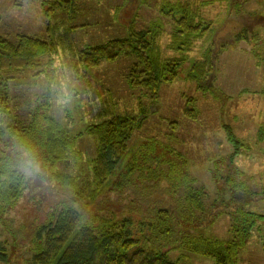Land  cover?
I'll return each instance as SVG.
<instances>
[{
    "label": "trees",
    "instance_id": "1",
    "mask_svg": "<svg viewBox=\"0 0 264 264\" xmlns=\"http://www.w3.org/2000/svg\"><path fill=\"white\" fill-rule=\"evenodd\" d=\"M44 1L48 38L21 34L14 42L0 36L1 80L3 74L6 80L16 79L44 59L51 61L65 35L80 27L70 24L80 11L78 0ZM183 4L160 9L172 24L174 58L161 55L160 24L143 30L133 25L124 38L78 49L82 76L87 77L88 69L104 61L134 54L139 62L129 73L130 85L148 89L152 102H157L161 84L180 76L194 42L210 29L204 25L200 9ZM192 65L190 78L201 84L206 64ZM194 102L189 100L184 114L195 121L198 111ZM0 108L8 116L3 134L12 142L6 148L4 135L0 137L5 147L0 151V219L7 220L21 244L31 238L17 251L20 255L32 246L33 254L26 264H191L192 254L216 264H235V256L256 224V214L247 211L245 204L259 196L249 191L244 173L234 171L240 142L229 128L235 152L215 171L220 196L212 200L206 188L196 187L188 161L180 153L169 148L156 150L155 143L142 144L130 152L129 142L152 113L149 108L137 115H112L87 127L85 133L93 135L97 144L88 164L77 146L84 133L72 134L45 113L35 114L30 122L21 121L11 113L8 96H2ZM108 113L112 111L105 108L99 116ZM261 133L264 136V131ZM15 140L33 161L53 170L41 180L38 190H32L19 169L16 160L21 157ZM82 163L89 168V176H84V166H79ZM221 216L229 218L226 239L207 234Z\"/></svg>",
    "mask_w": 264,
    "mask_h": 264
},
{
    "label": "rangeland",
    "instance_id": "2",
    "mask_svg": "<svg viewBox=\"0 0 264 264\" xmlns=\"http://www.w3.org/2000/svg\"><path fill=\"white\" fill-rule=\"evenodd\" d=\"M78 1L80 11L70 24L80 27L65 35L51 61L44 59L38 67L22 71L16 79L6 80L3 74L0 101L2 96H8L11 113L21 121L30 122L35 114L45 113L72 134L84 133L77 146L87 164L97 148L94 136L85 133L87 127L112 115H137L149 108L152 113L129 142L130 152L142 144L155 143L156 150L169 148L180 153L188 161L196 187L206 188L212 200L220 196L215 171L235 152L234 144L229 141V128L240 142L234 171H242L249 191L259 196L245 204L247 211L256 214V224L234 263L264 264V136L261 133L264 131V0ZM170 3H191V7L200 9L205 17L204 25L210 29L203 39L194 42L180 76L161 84L157 102H152L148 89H134L130 85L129 73L139 62L134 54L104 61L88 69L87 77L82 76L78 49L102 45L118 36L124 38L133 25L143 30L160 24L161 55L174 58L176 54L170 46L172 24L160 12L161 7ZM45 4L44 0H0V36L14 42L21 34L46 38ZM194 62L207 67L201 84L190 78ZM39 70L40 75L36 73ZM191 99L195 100L198 111L195 121L184 114ZM105 108H110L112 114L99 116ZM7 120L0 108V137L4 135L2 142L6 148L12 143L8 134H3ZM3 144H0L1 152L5 148ZM14 147L21 157L16 162L30 187L40 189L41 180L47 179L53 170L48 171L40 162L33 161L16 140ZM83 163L79 166H84L83 174L89 176V168ZM80 170L79 167L76 172L79 174ZM228 224V216H221L207 229V234L226 239ZM10 229L7 220L0 219V264H26L33 254L32 246L20 255L17 251L26 242L29 244L31 238L21 244ZM190 261L216 264L197 254H192Z\"/></svg>",
    "mask_w": 264,
    "mask_h": 264
}]
</instances>
